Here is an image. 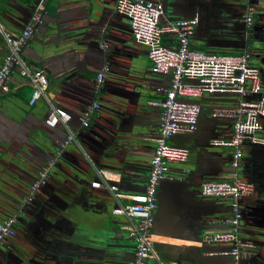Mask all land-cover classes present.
I'll use <instances>...</instances> for the list:
<instances>
[{
  "label": "crops",
  "instance_id": "1",
  "mask_svg": "<svg viewBox=\"0 0 264 264\" xmlns=\"http://www.w3.org/2000/svg\"><path fill=\"white\" fill-rule=\"evenodd\" d=\"M36 1L0 0V62L8 49L3 33H17ZM225 1L221 7L217 5L220 0H163L161 22L197 17L189 38L192 48L239 53L246 49L244 0ZM253 3L255 16L259 12L264 18V0ZM115 6L116 0H47L43 23L21 57L30 68L44 70L48 88L29 104L32 85L15 67L8 91L0 94L1 146L16 134L32 139L34 127L43 124L50 105L61 106L71 114L68 127L76 132V141L67 144L57 157L47 184L36 191L33 204H27L24 214L18 216L15 235L5 238L0 246V264H132L134 241L121 228L129 220L113 212L117 201L111 192L91 186V181L102 175L121 193L144 190L161 114V108L149 100L162 97L157 88L167 86L169 77L152 72L147 46L133 38L129 18L119 14ZM102 42L106 48L100 46ZM162 42L176 45L175 37L167 33ZM251 59L258 61L253 54ZM105 64L109 71L95 91V75ZM238 98L233 93L202 95L197 98L201 111L195 132L167 140L187 148L189 156L184 163L170 164L169 177L161 180L157 190L153 250L165 264H232L227 257L204 254L223 245H200L197 241L207 231L225 229L221 219L230 211L227 197L203 196L199 190L202 181L221 180L232 171L230 146L212 143L231 137V121L212 117L210 109L232 105ZM93 100L100 108L89 125L83 126L79 116ZM51 128L50 142L40 144L42 151L38 149L41 162L28 167L21 183L0 176V221L18 212L38 172L55 158L67 131L62 123ZM261 151L264 147L244 143V161L239 167L243 178H248L249 172L262 171L253 162ZM123 156L131 164H125ZM119 165L124 166L118 170ZM183 168H188L183 181L173 180ZM254 182L263 188L264 176L258 175ZM250 201L242 203L250 206ZM243 233L239 229L240 237L247 238Z\"/></svg>",
  "mask_w": 264,
  "mask_h": 264
},
{
  "label": "built area",
  "instance_id": "2",
  "mask_svg": "<svg viewBox=\"0 0 264 264\" xmlns=\"http://www.w3.org/2000/svg\"><path fill=\"white\" fill-rule=\"evenodd\" d=\"M245 8L242 21L249 28L254 22L256 6L253 0H244ZM37 0L25 25L17 32H4L7 52L0 62V94L8 91L11 73L18 68L21 75L27 77L32 85L29 104H34L45 94L48 88V77L41 68H30L21 53L28 41L43 23L45 3ZM116 11L126 15L130 21V30L134 39L147 46V55L151 62V70L156 74L169 77L167 86H159L157 90L163 95L159 99L149 100V104L161 108L158 134L155 139L153 153L149 158V171L144 190L135 194L121 193L116 184L110 183L106 177L91 181L93 187L107 188L117 201L113 212L126 215L129 222L121 226L134 241L132 264H165L153 250L152 226L154 212L157 208V190L161 180L169 177L171 163H184L189 156L187 148L171 145L167 140L177 134H189L197 129L201 107L197 98L204 94L238 95L232 105H217L210 109L212 117L227 118L231 121L232 134L228 140H213L215 145H227L231 148L229 175L221 180H205L200 183V193L209 197H227L229 213L222 217L225 229L211 230L203 233L198 243L223 245L204 252L207 256L230 258L232 264H239L243 253L250 250L253 244L239 235L241 219V200L250 196L254 183L243 178L239 173L243 145L264 144V136H258L264 130V70L251 64L249 48L239 53H211L190 46L189 38L198 23V18L165 19L161 22L163 0H116ZM175 37L176 45L167 46L162 42L164 34ZM102 48L107 44L102 42ZM109 65H103L95 75L94 90L100 89L104 82ZM100 103L93 100L79 116L83 126H88ZM71 114L61 106L50 105L44 124L54 127L62 123L67 131L64 141L56 151L55 158L48 160L38 172L36 179L30 184L27 201L33 199L36 191L47 184L50 171L56 163L63 148L76 141V132L68 127ZM183 168L182 171H186ZM171 178V177H170ZM180 179V175L173 177ZM121 198H126L123 202ZM19 213L15 212L0 221V246L5 238L14 236V224Z\"/></svg>",
  "mask_w": 264,
  "mask_h": 264
},
{
  "label": "water",
  "instance_id": "3",
  "mask_svg": "<svg viewBox=\"0 0 264 264\" xmlns=\"http://www.w3.org/2000/svg\"><path fill=\"white\" fill-rule=\"evenodd\" d=\"M225 3H227L225 0H223V1L220 0V2H217V5L222 7ZM260 15L261 14L258 12L257 16L259 18H260ZM123 16H126V15H123ZM242 27H243L242 28L243 35L246 38L244 47L251 49L253 56L260 63L259 67H261L264 70V46H263L264 39H258V38H255L253 36L254 31H256V29H257L256 27L253 26V27L248 28L244 23L242 24ZM251 41L254 42V44L252 46L250 44ZM215 94H220V93H215ZM46 116H45V118H46ZM7 117L10 118L11 116H7ZM10 119H12V118H10ZM50 129H52V128L46 126L44 124V121H43V124L36 125L34 127L32 139H29V137L24 138V136L22 134H16L15 136L7 139L8 140L7 145H5V146L0 145V155H1L0 164L2 166V168L0 169V176H4L3 178L9 182H12L13 180H17L16 181L17 183H21V181H19V180H22V181L24 180L22 175L26 176V173H27L26 171H28V169H29L28 167L30 165L38 166L37 164L39 162H41L42 156H39L38 149H40L42 151L43 149L41 148L40 144L43 142H50V140H51ZM11 142H13V143H11ZM97 145L101 146V142H99V144L97 143ZM257 146L264 147V144H257ZM34 148L37 151H35ZM125 158H126V156H123V160ZM124 161H125V164L128 162L129 163L132 162L128 159H126ZM123 166L119 165L120 168L117 167V169L119 170ZM186 169H187L186 171H181L180 179L174 178L173 180L183 181L184 176L187 174V171H188V168H186ZM260 187H259V189H263ZM261 191L258 192V194L252 193L250 196L243 198L241 201V203H242V202H244V200H247V199H249V201L251 200L250 206L246 205V206H244V208H245V210H248L250 212V217L252 219L255 217L254 209H253L254 204L258 203V204L264 205V190L262 192ZM157 198H158V195H157ZM32 202H34L33 199L30 201H24L21 204L20 208L18 209L19 215L24 214L25 206L27 204L28 205L33 204ZM52 213L55 214L53 211H52ZM62 217L67 219L68 221H70V219L67 218L66 216H62ZM252 226L253 225L250 224V226L247 227V229L244 231V233H246L247 235H250V237H254L255 235H259V236L264 237V233L253 232L252 229H250V228H252ZM250 237L249 238H243V239L250 240L251 239ZM258 245H259V243H258ZM108 248H109V246H108ZM112 249H117V248H112ZM116 259H117V256H116ZM230 261H231V259H230ZM113 262H116V261L113 260ZM231 263H232V261H231Z\"/></svg>",
  "mask_w": 264,
  "mask_h": 264
},
{
  "label": "flooded vegetation",
  "instance_id": "4",
  "mask_svg": "<svg viewBox=\"0 0 264 264\" xmlns=\"http://www.w3.org/2000/svg\"><path fill=\"white\" fill-rule=\"evenodd\" d=\"M244 8H245V1H244L243 9ZM253 26L257 28L256 31H254L253 36L258 39H264V18L262 16H260V18L258 16H255L254 24L252 25V27ZM261 152L262 153H259L256 155L253 162L258 167V169L260 168L262 171L260 172L257 171L255 173L249 172L247 174V177L251 178L252 180L246 178L254 183L253 194H258V192H260L261 190L262 191L264 190V186H263V189L259 190V186L256 185L254 182V181H258V175L264 176V152L263 151ZM244 156L245 155L243 152V155L241 158V165H242V162L244 161ZM244 206L246 205L241 203L242 215L239 221V229H241L242 231H245L247 227H249L250 224H252L253 226L250 229H252L253 232L264 233V205L258 204V203L254 204L253 209H254L255 217L253 219L250 217V212L248 210H245ZM243 235L246 236L247 238L250 237V235H247L246 233H243ZM250 238L251 239L249 241H251L253 244V247L250 249L251 254L250 256H246L243 254V256L241 257L239 261V264H264V237L255 235L254 237H250Z\"/></svg>",
  "mask_w": 264,
  "mask_h": 264
},
{
  "label": "rangeland",
  "instance_id": "5",
  "mask_svg": "<svg viewBox=\"0 0 264 264\" xmlns=\"http://www.w3.org/2000/svg\"><path fill=\"white\" fill-rule=\"evenodd\" d=\"M251 46L254 44V42H250ZM263 46H264V43H263ZM250 62L253 64V65H260V63L258 61H255V60H252L250 59ZM258 136H264V132H261V133H257Z\"/></svg>",
  "mask_w": 264,
  "mask_h": 264
},
{
  "label": "clouds",
  "instance_id": "6",
  "mask_svg": "<svg viewBox=\"0 0 264 264\" xmlns=\"http://www.w3.org/2000/svg\"><path fill=\"white\" fill-rule=\"evenodd\" d=\"M254 19H255V17H254ZM253 24H254V22H253ZM253 24H252V25H253ZM251 27H252V26H251Z\"/></svg>",
  "mask_w": 264,
  "mask_h": 264
},
{
  "label": "trees",
  "instance_id": "7",
  "mask_svg": "<svg viewBox=\"0 0 264 264\" xmlns=\"http://www.w3.org/2000/svg\"><path fill=\"white\" fill-rule=\"evenodd\" d=\"M34 8V7H33ZM33 10V9H32ZM32 12V11H31ZM250 50V49H249Z\"/></svg>",
  "mask_w": 264,
  "mask_h": 264
}]
</instances>
